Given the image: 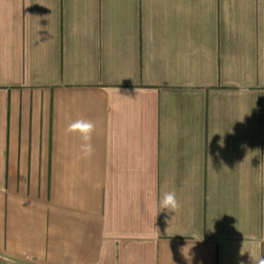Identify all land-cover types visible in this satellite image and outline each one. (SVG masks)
Instances as JSON below:
<instances>
[{"label":"crops","instance_id":"1","mask_svg":"<svg viewBox=\"0 0 264 264\" xmlns=\"http://www.w3.org/2000/svg\"><path fill=\"white\" fill-rule=\"evenodd\" d=\"M188 245L264 254V0H0V264H189Z\"/></svg>","mask_w":264,"mask_h":264},{"label":"clouds","instance_id":"2","mask_svg":"<svg viewBox=\"0 0 264 264\" xmlns=\"http://www.w3.org/2000/svg\"><path fill=\"white\" fill-rule=\"evenodd\" d=\"M126 78H130V77H126ZM94 130H95V124L91 120L83 119V118L72 121L71 123H69V125L66 128L67 133L78 134L80 136V139L82 141L81 152L86 157H90L94 151V148L91 144L92 133L94 132ZM159 207H160V211L166 210L171 213H176L181 207L180 201L177 199L176 192L175 191L164 192L159 201ZM191 247H189L188 245L187 247L182 249V253L184 257L189 261V264H191V260H192V257L189 256V250ZM185 249H187V253L185 252ZM244 253L245 252H242L241 250V255H243ZM249 254L252 264H264V254L259 256H254L251 253Z\"/></svg>","mask_w":264,"mask_h":264}]
</instances>
